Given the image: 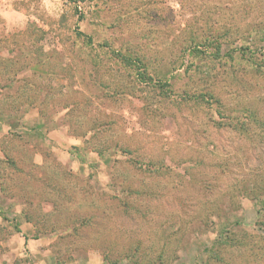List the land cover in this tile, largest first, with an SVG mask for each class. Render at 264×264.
<instances>
[{
	"label": "rangeland",
	"instance_id": "1",
	"mask_svg": "<svg viewBox=\"0 0 264 264\" xmlns=\"http://www.w3.org/2000/svg\"><path fill=\"white\" fill-rule=\"evenodd\" d=\"M0 264H264V0H0Z\"/></svg>",
	"mask_w": 264,
	"mask_h": 264
}]
</instances>
